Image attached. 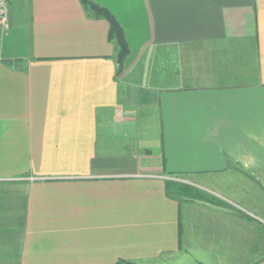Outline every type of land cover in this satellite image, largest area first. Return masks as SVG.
Masks as SVG:
<instances>
[{
    "label": "crops",
    "instance_id": "1",
    "mask_svg": "<svg viewBox=\"0 0 264 264\" xmlns=\"http://www.w3.org/2000/svg\"><path fill=\"white\" fill-rule=\"evenodd\" d=\"M92 2L122 65L80 0L8 5L0 264H264V0Z\"/></svg>",
    "mask_w": 264,
    "mask_h": 264
},
{
    "label": "trees",
    "instance_id": "2",
    "mask_svg": "<svg viewBox=\"0 0 264 264\" xmlns=\"http://www.w3.org/2000/svg\"><path fill=\"white\" fill-rule=\"evenodd\" d=\"M82 5L87 8L88 10H91L96 17L100 18L103 17L107 19L110 23V40L117 42L119 46V64L122 65L124 59L129 54V49L127 47V44L124 39V33L123 30L119 27L117 24L115 18L105 9L101 8L97 4L93 3L92 0H80ZM117 264H133L130 262H119Z\"/></svg>",
    "mask_w": 264,
    "mask_h": 264
},
{
    "label": "rangeland",
    "instance_id": "3",
    "mask_svg": "<svg viewBox=\"0 0 264 264\" xmlns=\"http://www.w3.org/2000/svg\"><path fill=\"white\" fill-rule=\"evenodd\" d=\"M25 2L26 0H8V5H9V10L13 13H15L18 9V6L22 3ZM9 13V11H8ZM260 152H246L244 156V160L238 162L239 164H248V165H253V164H264V154L262 153V156H258ZM237 163V162H235ZM181 187L188 186V185H179ZM170 189H173L170 187Z\"/></svg>",
    "mask_w": 264,
    "mask_h": 264
},
{
    "label": "built area",
    "instance_id": "4",
    "mask_svg": "<svg viewBox=\"0 0 264 264\" xmlns=\"http://www.w3.org/2000/svg\"><path fill=\"white\" fill-rule=\"evenodd\" d=\"M9 29L8 0H0V30Z\"/></svg>",
    "mask_w": 264,
    "mask_h": 264
}]
</instances>
